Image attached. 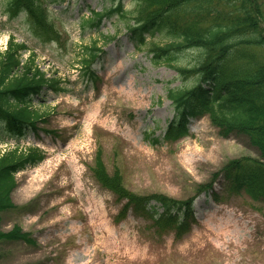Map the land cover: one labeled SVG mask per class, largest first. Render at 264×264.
Listing matches in <instances>:
<instances>
[{"label": "rangeland", "instance_id": "1", "mask_svg": "<svg viewBox=\"0 0 264 264\" xmlns=\"http://www.w3.org/2000/svg\"><path fill=\"white\" fill-rule=\"evenodd\" d=\"M49 2L62 39L43 44L24 14L10 16L8 1L0 0V50L15 35L64 87L31 99L44 115L37 133L0 143V153L20 144L36 145L45 155L15 174V207L1 213V227L19 225L31 242L2 239L0 264H264V200L233 190L219 174L233 159L261 158L248 137H224L206 116L190 119L189 135L165 139L176 116L167 92L189 81L135 49L117 15L104 18L99 31H82L80 19L91 17L92 9H109L110 1ZM124 7L132 8L129 0ZM114 35L108 46L106 36ZM92 42L108 52L96 63L94 81L78 61ZM196 55L184 52L174 63L192 65ZM100 156L130 192L191 199L188 228L162 229L147 209L120 200L95 176ZM203 186L208 190L201 192Z\"/></svg>", "mask_w": 264, "mask_h": 264}, {"label": "trees", "instance_id": "2", "mask_svg": "<svg viewBox=\"0 0 264 264\" xmlns=\"http://www.w3.org/2000/svg\"><path fill=\"white\" fill-rule=\"evenodd\" d=\"M7 1L5 11L10 16L23 13L30 32L41 43L62 39L49 0ZM108 1L109 9H92L91 17L80 19L82 31H99L104 18L117 15L135 49L147 50L153 63L172 65L184 82L189 81L167 92L176 116L168 123L164 138L189 135L190 119L206 116L224 137L246 135L261 158L233 159L219 174H224L233 190H244L252 200H264V0H129L131 9L124 7V0ZM116 38L106 36L107 44ZM6 46L0 50V143L37 132L44 115L32 107L31 98L64 89L59 79L47 77L35 64L37 55L29 45L12 35ZM26 51L28 57L23 60ZM192 51L197 53L192 65L174 63L182 53ZM81 53V70L94 81L96 63L107 52L92 42ZM152 141L159 143L160 138ZM44 156L35 145L22 148L19 144L0 153V241L31 242L30 232L19 225L4 231L1 213L15 207L11 199L17 184L15 174L40 163ZM96 163L97 180L120 200L126 199L127 205L147 209L159 218L155 223L162 229L172 227L178 232L188 228L185 218L191 216V199L130 192L118 172H107L101 156Z\"/></svg>", "mask_w": 264, "mask_h": 264}]
</instances>
